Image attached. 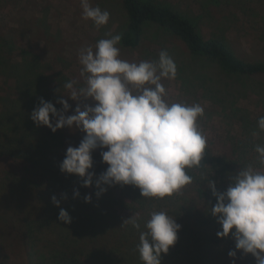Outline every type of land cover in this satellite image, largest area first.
Masks as SVG:
<instances>
[{
  "label": "trees",
  "instance_id": "16d2710c",
  "mask_svg": "<svg viewBox=\"0 0 264 264\" xmlns=\"http://www.w3.org/2000/svg\"><path fill=\"white\" fill-rule=\"evenodd\" d=\"M194 1L193 6L182 9L169 0H120L126 15L121 32L124 47L139 48L151 27L174 35L189 54L219 70L215 81L206 75L203 79L210 97L220 102L222 110L244 116L243 137L238 133L208 146L201 166L188 170L192 183L164 199L144 198L131 185H102L107 191L98 196L96 179L108 167L100 153L107 149L92 153L94 166L89 171L95 176L91 187H84L78 175L61 172L67 148L78 147L86 133L74 127L53 133L47 126H37L31 113L41 98L63 111L57 101L67 93L63 95L64 90L54 82L72 79L55 72L49 60L44 62L30 48L38 41L35 36L40 25L33 15L19 21V33L28 38L29 47L18 44L14 28L0 35V223L14 232L32 264H143L137 251L139 236L147 230L150 213L160 210L181 225L177 242L161 256L171 258V264H239L238 250L235 259L228 255L236 250L234 238L229 235V243L220 245L223 238L217 232L222 230L207 225L217 203L208 182L215 181L217 190L225 192L231 177L253 164L255 146L263 143L264 131H260L258 120L264 117V58L238 53L231 33L256 31L264 46V0ZM247 91L257 94L260 115L254 116L238 104ZM68 103L66 116L74 115L78 105L94 104L89 100ZM89 195L91 202H86ZM53 196L60 200V207L52 202ZM60 208L68 211L71 223L58 219ZM133 216L140 229L131 223L123 225ZM49 234L57 236L54 246L48 242ZM41 243L50 252L37 249ZM0 264L12 263L0 256ZM241 264L257 261L252 254H244Z\"/></svg>",
  "mask_w": 264,
  "mask_h": 264
},
{
  "label": "clouds",
  "instance_id": "9594fccd",
  "mask_svg": "<svg viewBox=\"0 0 264 264\" xmlns=\"http://www.w3.org/2000/svg\"><path fill=\"white\" fill-rule=\"evenodd\" d=\"M80 4L84 19L92 20L97 28L108 24L107 10L91 6L90 0H80ZM106 35L110 38L99 40L95 49L86 47L79 52L83 85L76 87V80L63 85L72 100L91 99L94 104L78 105L74 115L66 116L70 109L66 99L57 101L63 106V111H58L41 98L31 119L53 133L65 127L86 133L78 147L67 148L60 164L61 172L78 175L84 187H91L95 176L89 171L94 166L92 153L107 149L100 153L108 167L96 179L98 196L107 191L102 185H131L144 198L170 197L192 183L188 170L201 166L208 148V138L199 124L204 108L199 103H170L166 99L168 92L162 81L174 80L178 72L166 50L156 61L130 62L121 58L118 45L122 34ZM258 127L264 131V117L259 118ZM254 150L255 164H247L232 176L225 192H219L213 180L208 186L217 200L211 214L222 226L217 236L231 235L235 240L236 250L228 255L235 259L238 250L264 264V145L257 144ZM79 195L77 190L75 196ZM85 201L91 202V196ZM52 202L60 207L56 196ZM58 219L71 223L72 218L60 208ZM129 223L140 229L134 216L123 225ZM145 228L137 245L140 259L143 264H161L162 254L177 242L181 225L160 210L150 213Z\"/></svg>",
  "mask_w": 264,
  "mask_h": 264
},
{
  "label": "rangeland",
  "instance_id": "374dc122",
  "mask_svg": "<svg viewBox=\"0 0 264 264\" xmlns=\"http://www.w3.org/2000/svg\"><path fill=\"white\" fill-rule=\"evenodd\" d=\"M178 8L187 9L194 5V0H169ZM91 6L100 7L110 13V20L107 25L97 28L90 19L86 20L82 15L80 0H0V35L8 34L11 29H15L16 41L22 46L29 47L28 38H24L20 31L19 21L23 17L33 15L39 22V30L35 40L30 44V48L39 54L42 60H49L51 68L61 71L70 76L72 80L79 81L77 86L83 85L81 76L82 65L79 62V52L81 48L92 47L101 39L110 38L106 34H121L124 29L126 15L120 0H90ZM205 31V30H204ZM40 33V34H39ZM39 34V35H38ZM257 32L243 29L239 32H232V42L235 49L240 54L253 55L258 59L264 58V46L258 42ZM121 58L130 62L156 61L159 53L166 50L177 65V76L174 80H163V84L168 92L166 99L171 102H186L188 104L199 103L204 108V116L200 118L199 124L208 138V146L215 143L227 141V137H234L238 133L243 137L241 122L244 116L241 113L232 114L222 110L219 101L210 97L206 92V77L210 81H215L216 73L219 72L216 66L206 64L200 59L189 54L182 41L174 35L156 27L149 28L143 38L142 44L137 49L127 48L120 43ZM185 65V67H184ZM188 66V67H187ZM187 67V70H186ZM182 69V71H181ZM186 71L188 74L186 75ZM52 72V78L55 74ZM191 72L193 76L190 77ZM206 75V77H205ZM225 77L226 75L223 74ZM57 79V78H56ZM63 83L54 82V86L60 88L68 94V90L63 88ZM64 95L67 101L77 103L68 95ZM212 94V93H211ZM221 97V96H220ZM90 102L94 103L91 99ZM259 100L256 93L247 91L245 96L239 99L241 107L248 108L254 116L260 115L262 108L258 105ZM239 106V107H240ZM264 145V136L263 143ZM256 157H252L255 164ZM258 167V165H256ZM215 216L208 222L209 229L222 230V226L217 223ZM215 233V230H210ZM56 235L49 234V244H56ZM216 237L214 236V239ZM220 245H227V237L219 241ZM44 243L38 245L37 249L50 252V248ZM0 256L12 264H32L28 252L23 247L21 241L14 232L9 230L4 223H0ZM244 254L239 251V264H241ZM161 264H171L166 256L161 257ZM38 260V259H36ZM35 260V261H36ZM33 261V260H32ZM51 262V261H50ZM49 262V263H50Z\"/></svg>",
  "mask_w": 264,
  "mask_h": 264
}]
</instances>
